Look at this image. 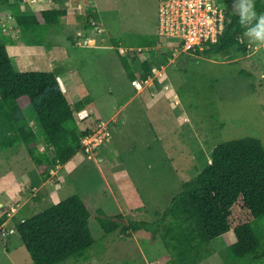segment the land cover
<instances>
[{"label":"rangeland","instance_id":"1","mask_svg":"<svg viewBox=\"0 0 264 264\" xmlns=\"http://www.w3.org/2000/svg\"><path fill=\"white\" fill-rule=\"evenodd\" d=\"M65 2L27 0V10L51 8L55 3L67 6L69 15L62 18L60 26L46 27L42 34L12 27L9 34L0 33V42L7 45L20 71L34 70L29 68L35 58L26 50L22 64L28 69L22 70L14 57L18 48L44 43L53 51L51 57L58 58L53 61V71L58 74L66 68L71 72L63 78L69 97L79 93L93 101L88 110L92 119H78L80 130L95 129L101 121L109 123L113 141L109 147L96 149L91 157L78 152L65 165L53 167L55 171L38 186L32 184L38 180V172L25 145L0 146V218L9 204L17 208L15 218L20 221L78 194L87 202L91 229L100 242L86 259L64 264H168L159 237L144 229H119L104 238L98 214L117 217L115 220L122 223L156 222L182 191L183 183L211 163L216 146L245 137L264 143V46L257 47L244 36L247 52L235 46L218 54L185 53L175 62L172 58L163 64L166 77L159 82L157 96L151 97L135 92L117 48H127L129 53L135 48L141 59L148 55L145 48L140 51L132 45L145 37L156 38L159 0ZM216 3L232 10V0ZM94 4L98 8L97 24L89 27L85 25L86 15ZM84 30L89 38L82 35ZM114 37H120L117 45L111 41ZM151 58L157 60V54ZM129 61L134 62L131 57ZM164 85L171 90H165ZM171 92L177 93H172L177 99ZM26 113L28 118L22 125L37 129L33 109L29 107ZM37 148L53 157L43 140L37 142ZM220 240L215 242L214 255L223 263L233 264L227 262ZM0 264H35L12 218L0 227Z\"/></svg>","mask_w":264,"mask_h":264},{"label":"trees","instance_id":"2","mask_svg":"<svg viewBox=\"0 0 264 264\" xmlns=\"http://www.w3.org/2000/svg\"><path fill=\"white\" fill-rule=\"evenodd\" d=\"M26 1L0 0V16L21 31L42 34L46 27L60 26L62 18L68 15L66 7L30 11L25 7ZM255 3L256 10L264 12V0H255ZM96 7L95 4L90 6L86 26L97 24ZM226 13L223 35L217 43L204 50L205 54H218L235 46L240 51H248L239 18L232 10H226ZM9 14L13 20L7 18ZM1 25L0 21V33L9 34V31H3ZM160 40L158 35L156 38L145 37L132 45L140 51L145 48L144 52L148 55L144 59L137 56L135 48H130V53L127 48H117L130 84L137 78L148 79L154 68H163V64L173 58V53L162 46ZM111 41L117 45L120 37ZM37 44L44 45L41 42ZM154 53L157 60L151 58ZM130 57L133 63H130ZM15 67L7 45L0 42V146L7 149L25 145L38 172V180L32 184L38 186L55 171L53 167L65 165L83 151L81 140L91 130H80L78 119L89 118L91 114L87 106L91 100L86 96L71 104L55 71H20ZM159 82L154 81L155 94L152 97L159 92ZM150 99L152 102L153 99ZM29 107L37 115V129L28 124L22 125L28 118L26 110ZM39 140H43L46 148L53 151L51 159L45 151L38 150ZM182 187V191L173 197L161 217L153 223H122L115 220L117 217L100 212L97 221L104 238L119 229L122 232L142 229L152 232L154 237H159L166 250L168 264H226L214 255L215 242L222 239L228 263L264 264L262 140L245 137L219 144L212 152L211 163L197 176L185 181ZM15 216V227L35 264H64L71 259H86L88 252L100 242L91 229L92 213L87 202L78 194L30 218L18 221ZM120 218L123 217L120 215ZM6 220L8 216L4 213L0 218V227Z\"/></svg>","mask_w":264,"mask_h":264},{"label":"built area","instance_id":"3","mask_svg":"<svg viewBox=\"0 0 264 264\" xmlns=\"http://www.w3.org/2000/svg\"><path fill=\"white\" fill-rule=\"evenodd\" d=\"M7 18L12 20L10 14ZM226 19V9L218 6L216 0H159L157 35L162 46H171L165 48L170 49L175 61L182 53L197 55L217 43L226 28ZM0 21L3 31H10L9 29L13 27L2 16ZM165 75V67L154 68L148 79H135L132 85L139 94L145 93L152 97L155 94L154 81H160ZM90 130L91 133L81 140L83 151L89 157L99 147L110 143L113 138V129L109 123L101 121L95 125V129ZM15 208L12 204L8 205L4 211L8 218L13 219L16 215Z\"/></svg>","mask_w":264,"mask_h":264},{"label":"crops","instance_id":"4","mask_svg":"<svg viewBox=\"0 0 264 264\" xmlns=\"http://www.w3.org/2000/svg\"><path fill=\"white\" fill-rule=\"evenodd\" d=\"M35 2H36V0H34ZM43 1V2H42ZM44 1H46V0H41V3H44ZM68 1L69 0H67V2H65L66 4H68ZM91 2H94V0H90ZM57 2V0H55V3ZM55 3H53L52 4V7L54 6V7H58V5H55ZM85 3H87V2H85ZM57 4H59V3H57ZM64 7V6H63ZM66 8H67V10H68V15H69V9H68V7L67 6H65ZM44 9H49V8H44ZM38 10V9H37ZM67 15V16H68ZM66 16V17H67ZM80 27V26H79ZM82 28H83V26H82ZM84 29V28H83ZM82 35L84 36V37H90V34H87V33H85V30L83 31V33H82ZM23 49V50H22ZM27 50V52H29V54H30V56H33L34 58H35V63L33 64V65H31L30 66V68L29 69H34V70H43V69H45L46 71H53L54 70V68H55V65H53V61L54 60H58V58H56V57H51V54H52V52L53 51H51V50H48L47 48H45L44 47V45H38L37 43L36 44H34L32 47H19L18 48V51L17 52H15V54H14V57H15V59H17V61H18V65L20 66V68L22 69V70H25V69H28L27 68V66H24L23 64H22V59L25 57V55H23V54H25V51ZM54 56H55V54H54ZM47 67H49V68H47ZM70 75L71 74V72L69 73V71L66 69V68H61V71L57 74L58 75V78H59V81H60V83H61V85H62V87H63V90H64V92H65V94H66V96H67V98H68V100L70 101V102H76V101H78V100H80V99H82L83 97L81 96L80 97V95H79V93H77V95H73V97L71 96V97H69V93H68V91L65 89L66 87H65V84H64V82H63V78H65V79H67V77H66V75ZM70 82V80L66 83V84H68ZM170 85V84H169ZM75 86V85H74ZM166 85H164V87H165ZM134 89V88H133ZM165 90H171V87H167V89L165 88ZM136 93H137V91H136ZM172 93L173 92H171V97L173 98V99H177L176 97H174L173 95H172ZM173 94H175V96H177V93H173ZM77 97V98H76ZM70 98H73V99H75V100H73V101H71L70 100ZM133 98V97H132ZM131 100V99H130ZM93 103V101H91V103L90 104H92ZM90 104L87 106V109L89 110L90 109ZM97 110V109H96ZM90 112V111H89ZM90 114H91V112H90ZM89 119H92V116L91 117H89L88 119H86V122H89L90 120ZM95 126V125H94ZM113 141V138H112V140H111V142ZM110 142V143H111ZM110 143H108V144H110ZM108 144H107V147H109L108 146ZM112 150V149H111ZM100 151H98V153H99ZM128 178V177H127ZM131 185L132 186H134V184L133 183H131ZM8 221H9V219L8 220H6L4 223L5 224H7L8 223ZM2 224V225H5V224Z\"/></svg>","mask_w":264,"mask_h":264},{"label":"clouds","instance_id":"5","mask_svg":"<svg viewBox=\"0 0 264 264\" xmlns=\"http://www.w3.org/2000/svg\"><path fill=\"white\" fill-rule=\"evenodd\" d=\"M232 12L239 18L238 23L244 28L243 34L248 38L249 42L257 47L264 46V12H258L256 10L255 0H232ZM14 27L16 26H13V29ZM202 53L204 51L197 55L193 53L189 54L198 56ZM131 86L134 88L132 81Z\"/></svg>","mask_w":264,"mask_h":264}]
</instances>
